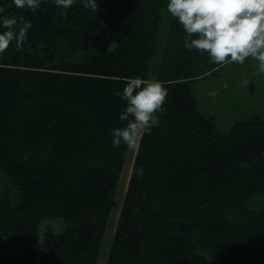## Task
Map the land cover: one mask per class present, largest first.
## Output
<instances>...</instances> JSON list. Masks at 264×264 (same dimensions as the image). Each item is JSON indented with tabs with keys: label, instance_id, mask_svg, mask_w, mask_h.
<instances>
[{
	"label": "trees",
	"instance_id": "1",
	"mask_svg": "<svg viewBox=\"0 0 264 264\" xmlns=\"http://www.w3.org/2000/svg\"><path fill=\"white\" fill-rule=\"evenodd\" d=\"M167 0H97L35 11L0 0L5 15L31 22L23 50L0 57V175L18 191L0 199L3 239L21 241L39 264H97L127 146L112 144L128 78L149 79ZM151 79L168 96L160 124L139 143L105 264H264V115L221 135L198 110L188 79L211 67L189 51L171 16ZM3 31V29H0ZM139 169L143 174L139 175Z\"/></svg>",
	"mask_w": 264,
	"mask_h": 264
},
{
	"label": "clouds",
	"instance_id": "2",
	"mask_svg": "<svg viewBox=\"0 0 264 264\" xmlns=\"http://www.w3.org/2000/svg\"><path fill=\"white\" fill-rule=\"evenodd\" d=\"M44 0H13L16 8L35 11ZM55 6L68 9L78 0H52ZM84 9L98 11L97 0H79ZM166 11L185 32L183 45L189 51L207 53L217 65L244 64L249 58L258 62L264 74V0H167ZM5 8L0 6V13ZM31 22L24 16L5 15L0 19V57L15 43L21 52L28 39ZM214 94V93H213ZM126 107L120 113L124 127L112 131V144L136 151L145 134L160 124L168 91L156 79L128 78L116 92ZM139 175L143 169H139Z\"/></svg>",
	"mask_w": 264,
	"mask_h": 264
},
{
	"label": "rangeland",
	"instance_id": "3",
	"mask_svg": "<svg viewBox=\"0 0 264 264\" xmlns=\"http://www.w3.org/2000/svg\"><path fill=\"white\" fill-rule=\"evenodd\" d=\"M162 20L159 34L156 40L153 59L149 71L151 79L158 70L162 60L165 43L171 26V15L165 8L162 11ZM200 67L194 70L188 79L191 93L196 101L199 112L204 117L215 118L218 132L225 135L230 131L235 122L243 121L252 114L264 115V74H259L258 62L249 58L244 64L217 65ZM214 93V94H213ZM138 150V149H137ZM136 151L127 148L125 161L123 162L119 176L113 206L111 207L106 228L103 234L100 249L97 254V264H105L111 250L114 234L118 228L121 212L125 203L128 187L133 172V163ZM10 200L12 205L18 201V191L11 181L0 175V199ZM39 241L34 258L30 259L24 251L21 241L3 239L2 255L3 264H39L42 254V240L47 230L58 233L62 220L55 219L42 223Z\"/></svg>",
	"mask_w": 264,
	"mask_h": 264
},
{
	"label": "crops",
	"instance_id": "4",
	"mask_svg": "<svg viewBox=\"0 0 264 264\" xmlns=\"http://www.w3.org/2000/svg\"><path fill=\"white\" fill-rule=\"evenodd\" d=\"M252 115H253V114H252ZM252 115H251V116H252ZM251 116H250V117H251ZM250 117H249V118H250ZM247 119H248V118H247ZM247 119H246V120H247ZM246 120H243V121H246ZM238 122H241V121H238ZM235 123H236V122H235Z\"/></svg>",
	"mask_w": 264,
	"mask_h": 264
}]
</instances>
